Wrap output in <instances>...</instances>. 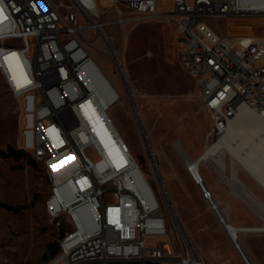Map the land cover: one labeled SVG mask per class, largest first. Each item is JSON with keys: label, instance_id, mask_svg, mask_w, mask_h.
I'll list each match as a JSON object with an SVG mask.
<instances>
[{"label": "built area", "instance_id": "built-area-1", "mask_svg": "<svg viewBox=\"0 0 264 264\" xmlns=\"http://www.w3.org/2000/svg\"><path fill=\"white\" fill-rule=\"evenodd\" d=\"M107 1L116 11L111 24L175 18L179 61L211 120L205 148L222 137L241 108L264 115V35L208 33L212 17L264 9L249 8L247 0ZM98 4L0 0V74L18 101V146L45 164L50 221L60 229L62 218L70 224L49 264H209L176 225L158 166L150 162L149 175L121 141L108 112L122 92L115 87L106 101L93 83L97 61L88 38L105 30ZM212 35H220V42H212ZM54 90H61V98H54ZM196 183L204 198L215 195L202 180ZM219 208L211 204L227 231L228 218Z\"/></svg>", "mask_w": 264, "mask_h": 264}, {"label": "rangeland", "instance_id": "rangeland-1", "mask_svg": "<svg viewBox=\"0 0 264 264\" xmlns=\"http://www.w3.org/2000/svg\"><path fill=\"white\" fill-rule=\"evenodd\" d=\"M101 1L99 20L113 21L116 11L107 0ZM208 22L223 35H264V14L212 17ZM104 28L123 59L129 87L158 158L157 166L187 233L209 264H246L176 147V140H180L189 154L196 157L206 146L211 120L192 77L179 61L175 18L160 15L124 26L107 23ZM100 34L88 38L90 50L127 98L122 70ZM110 114L134 156L152 176L151 156L128 104L120 99ZM18 134V101L7 90L0 74V149L14 147L24 151L18 146ZM227 159L231 167V156L227 155ZM237 170L248 186L242 193L209 164L202 163L200 173L216 200L229 204L228 216L233 223L264 225V188L239 165ZM49 193L50 182L42 161L26 151L19 158L0 154V264H49L59 254L60 232L70 225L63 218L60 229L48 218L45 203ZM240 241L255 264H264V231L241 234Z\"/></svg>", "mask_w": 264, "mask_h": 264}, {"label": "bare ground", "instance_id": "bare-ground-1", "mask_svg": "<svg viewBox=\"0 0 264 264\" xmlns=\"http://www.w3.org/2000/svg\"><path fill=\"white\" fill-rule=\"evenodd\" d=\"M247 3H249L248 5L249 8L264 9V3H262V0H247ZM100 23L101 25H105L109 22H100ZM98 30L107 40L111 53L114 55L116 61L118 62L123 72V79L124 82L126 83L128 95L126 98L122 94L123 95L122 100L126 102L130 107V109L132 110L139 131L142 135V138L145 141L146 144L145 147L151 156L150 162H152V164L157 165L158 158L156 156L154 146L151 142L150 134L147 131L145 120H143V117L141 116V113L137 107L135 95L129 87V81L127 78V74L125 72L123 59L114 50V44L112 42L113 37L110 34H108L103 28H99ZM208 33L217 34V30L209 22H208ZM212 42H220V35H212ZM9 70L11 74L13 75L16 74L15 69L10 65H9ZM92 80L93 83L96 85V87L101 91L106 101L113 98L117 93L116 90H114V88L117 87L116 84L113 82L112 78L105 72V70L102 68V66L99 64L98 61L94 69ZM54 98H61V90H54ZM113 106L110 107V110L113 108ZM108 114L111 117L116 130L119 133L121 141L125 142L129 150H131L126 139L123 137L121 131L119 130L118 126L113 120L110 112H108ZM112 146H114V144H112ZM176 147L178 148V151H180V153L182 154L188 168L190 167L189 169H191V172L194 174L196 179L202 180L205 185H206V181L200 173V168L202 163H206L214 167L220 177L229 181L234 188L241 190V193L242 190H246L248 186L247 183L240 177L239 172L237 170V165L243 168L252 178H254L264 188V115L261 111H258L257 109H250L247 107L241 108L238 115L230 122L228 129L225 131L222 137L217 141L209 142L207 147L204 148L196 157H192L189 154V152L186 150L185 146L180 140H176ZM131 153L133 152L131 151ZM227 155H230L232 158V165L230 164L231 167L228 166ZM228 171L230 173H228ZM142 172L144 173V175H146L144 171ZM142 185L145 192L149 196H151L147 185L145 183H142ZM243 195H241L242 199H243ZM246 195H244V197H247ZM170 199L171 201L169 204L170 207L172 205L171 210L175 215V223L180 229L182 230L184 229L186 231L184 224L181 221V218H179L177 211L174 207L173 200L172 198ZM207 199L210 202V206L211 204H221L222 209L219 208V210L225 213V215L228 218L226 220L227 230L229 231L231 239L235 243V246L237 247L240 255L244 258L245 261H246L245 258H247L251 264L253 263L255 264L252 255L250 254L246 246L240 241V235L251 231H264V225L235 224L230 220L228 216L229 204L223 205L221 202H218L216 200L214 195H211L210 198ZM244 200L247 201L248 197L245 198ZM263 210L264 207L262 211ZM213 212L217 214L216 210H213ZM262 215H264V213Z\"/></svg>", "mask_w": 264, "mask_h": 264}, {"label": "trees", "instance_id": "trees-1", "mask_svg": "<svg viewBox=\"0 0 264 264\" xmlns=\"http://www.w3.org/2000/svg\"><path fill=\"white\" fill-rule=\"evenodd\" d=\"M23 152L24 151L18 150V149L14 148V147H8L7 150L0 149V154L3 157H15V158H19L20 155L23 154ZM7 207L10 208V209L16 210V208H14L13 206H8L7 205Z\"/></svg>", "mask_w": 264, "mask_h": 264}, {"label": "crops", "instance_id": "crops-1", "mask_svg": "<svg viewBox=\"0 0 264 264\" xmlns=\"http://www.w3.org/2000/svg\"><path fill=\"white\" fill-rule=\"evenodd\" d=\"M63 219V218H62ZM61 219V220H62ZM69 224V223H68ZM70 225V224H69ZM93 264H100V263H93ZM147 264H162V263H160V262H148Z\"/></svg>", "mask_w": 264, "mask_h": 264}, {"label": "snow or ice", "instance_id": "snow-or-ice-1", "mask_svg": "<svg viewBox=\"0 0 264 264\" xmlns=\"http://www.w3.org/2000/svg\"><path fill=\"white\" fill-rule=\"evenodd\" d=\"M2 16H3V8H0V17H2ZM4 18H6V17H4Z\"/></svg>", "mask_w": 264, "mask_h": 264}, {"label": "water", "instance_id": "water-1", "mask_svg": "<svg viewBox=\"0 0 264 264\" xmlns=\"http://www.w3.org/2000/svg\"><path fill=\"white\" fill-rule=\"evenodd\" d=\"M128 264H133V263H128Z\"/></svg>", "mask_w": 264, "mask_h": 264}]
</instances>
